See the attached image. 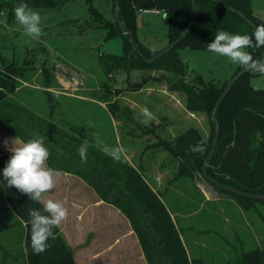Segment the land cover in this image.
Returning <instances> with one entry per match:
<instances>
[{
  "label": "rangeland",
  "instance_id": "obj_1",
  "mask_svg": "<svg viewBox=\"0 0 264 264\" xmlns=\"http://www.w3.org/2000/svg\"><path fill=\"white\" fill-rule=\"evenodd\" d=\"M88 1L70 0L54 10L28 5L42 17V35L34 40L14 16L15 7L27 1L0 0V67L7 61L17 71L11 77L16 80V89L9 94L76 139H87L100 149L103 145H123V158L144 166L148 181L177 213L186 242L199 259L194 264H237L243 252L264 249V200L251 199V204L241 207L235 201L236 194L220 190L198 172L176 180L179 160L159 144L160 139L174 141L190 127L209 137L211 121L205 114L187 110L185 95L169 89L173 75L168 71L119 70L107 75L100 56L123 54L124 38L120 34L109 36L110 31L117 30L113 0H91L97 15ZM252 6L256 15L264 17V0H252ZM146 10L137 12L140 39L161 52L169 46L168 19L163 10ZM102 19L112 22L111 27L107 28ZM181 56L190 68L186 82L201 75L206 82L223 84L239 67L208 49H183ZM45 66L48 70L43 72ZM44 73L49 75L44 78ZM50 79L54 84L48 88L46 80ZM251 81L264 88V76L259 74ZM143 107L155 117L147 125L137 119ZM97 137L101 145H97ZM15 138L0 129V149L9 157ZM6 140L9 145H5ZM133 150L132 157L129 153ZM55 173L56 185L42 200L66 203L68 216L62 225L75 234L77 250L82 251L90 244L95 225L91 216L94 206L100 204L79 177ZM97 212L106 218L105 213L109 216L115 210ZM14 214L0 210V264H27L23 257L25 227ZM112 216L114 227H123L119 215ZM103 218L100 222L106 223Z\"/></svg>",
  "mask_w": 264,
  "mask_h": 264
},
{
  "label": "trees",
  "instance_id": "obj_2",
  "mask_svg": "<svg viewBox=\"0 0 264 264\" xmlns=\"http://www.w3.org/2000/svg\"><path fill=\"white\" fill-rule=\"evenodd\" d=\"M24 1V0H22ZM27 5L49 10L59 9L70 0H26ZM90 9L97 10L91 0ZM117 30L109 36L122 35L124 52L100 56L107 75L125 70H165L173 75L169 89L185 95L187 110L205 114L211 121L209 137L203 136L196 127H190L179 134L174 141L161 138L162 145L179 160L177 178L193 176L196 172L208 180L216 179L220 190L231 192L223 186H230L244 192L264 194V88L253 89L251 79L259 75L245 71L232 86L227 96L217 107V102L230 79L223 84L206 82L201 75L193 82H186L189 66L182 59L181 50H206L208 43L221 30L230 33L252 34L253 24L264 21L254 13L252 0H113ZM144 9L163 10L168 19L169 44L180 39L193 17L196 20L179 43L167 53L151 60L159 53L139 36L137 12ZM126 23V31L121 23ZM107 28L112 22L102 19ZM254 58L264 59V47L249 49ZM16 66L4 61L0 67V129L20 140L33 136L45 137L50 150L47 165L54 171L75 175L92 187L101 200L115 206L130 221L137 234L148 264H192L180 230L172 213L160 194L144 174V166H135L127 159L113 160L97 146L90 145L86 162L82 161L78 148L83 140L63 133L52 122L20 103L9 93L14 92ZM48 70L46 66L42 71ZM49 75V74H48ZM47 75V76H48ZM44 78L45 76L44 73ZM50 88L54 82L46 80ZM215 112V117H214ZM219 126V142L211 161L206 159L213 146L216 128ZM204 141L203 152H193L192 147ZM158 145V144H157ZM9 156L0 149V210L13 211L25 224V249L29 264H76L73 248L68 243L61 227L54 229L55 239L50 247L39 255H33L30 243V209L42 211V202L32 201L15 187H7L2 170ZM215 183V182H214ZM216 184V183H215ZM237 195L244 205L257 200L251 196ZM237 264H264V249L257 247L242 253Z\"/></svg>",
  "mask_w": 264,
  "mask_h": 264
},
{
  "label": "clouds",
  "instance_id": "obj_3",
  "mask_svg": "<svg viewBox=\"0 0 264 264\" xmlns=\"http://www.w3.org/2000/svg\"><path fill=\"white\" fill-rule=\"evenodd\" d=\"M14 16L29 37L39 40L43 31L39 11L22 2L15 7ZM261 47H264V23L258 24L252 34L221 30L207 45L209 52L226 57L232 64L264 76V59L254 58L252 51H249ZM253 89L260 90L255 83ZM137 119L147 125L155 117L147 107H143ZM4 143L9 145L7 140ZM96 143L101 145L98 137ZM204 143L198 142L191 151L203 152ZM88 147L89 142L85 139L78 148L80 158L84 162L87 160ZM9 151L12 155L2 170L7 187H15L22 194L28 195L32 201L42 202L43 205L42 211L30 209L28 212L32 254L39 255L50 247L49 240L55 239L53 230L67 218L68 209L65 202L52 198L42 200L45 193L54 189L57 180L55 171L47 165L50 150L45 143V137L33 136L26 141L15 138L11 141ZM102 151L116 161L121 160L126 153L123 145H103Z\"/></svg>",
  "mask_w": 264,
  "mask_h": 264
},
{
  "label": "crops",
  "instance_id": "obj_4",
  "mask_svg": "<svg viewBox=\"0 0 264 264\" xmlns=\"http://www.w3.org/2000/svg\"><path fill=\"white\" fill-rule=\"evenodd\" d=\"M256 16L261 18L264 21V17H260L258 15ZM133 122L135 121L133 120ZM135 123L136 124L138 123L137 119ZM130 131H132V129ZM126 133H127V130H126ZM131 133H135V132L132 131ZM131 133H129L130 136H132ZM124 135H127V134H124ZM124 139L125 140L127 139L126 136H124ZM135 150L129 153V155H131L132 157L135 156ZM59 172H62V171H59ZM86 187H88L91 191H93L94 196L97 199V202L100 204V206H97V204L94 206L95 214L91 216V219L95 220V225H94L93 235L90 240L89 246L83 248L82 251L77 250V246L73 240L75 234L74 233L72 234L65 226L62 225V223L60 225L62 227L61 230L63 231V234L65 235L68 243L73 248L76 264H148V261L144 254L139 238L137 234L135 233V231L133 230L131 223L127 219V217L123 213H121V211L117 209L115 206L108 204L104 202L103 200H101L98 194L96 193V191L92 187H90L87 183H86ZM235 201L238 204H240L241 207L245 206L240 200L237 201L235 199ZM168 207L180 230L181 236L183 238V241L189 253V257L192 261V264H194L195 260H199V259H196L194 257L195 254L193 253V250L186 242L184 234L182 233L180 226L178 224V221L176 219L177 213L174 212L170 208L169 205ZM110 209L115 210L114 213L112 212V215L114 214L119 215V219H120L119 221L123 224V227H121L120 224H118L116 228L114 227L112 215L108 216L107 215L108 213H105L104 215L106 216V218H103L102 216L103 214L101 213L100 215L97 212V210H100V211L109 210L110 211ZM100 217L105 219L106 223H101L100 222L101 219H99ZM23 226L25 227L24 223H23ZM23 239H25V235ZM23 255H24L23 257L27 261L26 263L29 264L27 260L25 244L23 247Z\"/></svg>",
  "mask_w": 264,
  "mask_h": 264
},
{
  "label": "water",
  "instance_id": "obj_5",
  "mask_svg": "<svg viewBox=\"0 0 264 264\" xmlns=\"http://www.w3.org/2000/svg\"><path fill=\"white\" fill-rule=\"evenodd\" d=\"M116 2L118 3V0H116ZM197 15H198V13H196V15L193 17V19L191 20V22L189 23V25L187 26V28L185 29V31L182 33L180 39H177V40H175L174 42H172L171 44H169V46H168L165 50H163V51L157 53V54L154 56V58H152L151 60L153 61L155 58H157V57H159V56H161V55L167 53L168 51L172 50V49H173V48L179 43V41L185 36V34H186L187 31L189 30V28L193 25V23H194L195 20H196V16H197ZM253 26L256 27L257 25H256V24H253ZM126 28H127L126 23L123 21V22L121 23V29L125 32V31H126ZM245 71H247V70L243 69V70L239 71L238 73H236V74L230 79V81H229L227 87L224 89L223 93L221 94V96H220V98H219V100H218V102H217V104H216L217 107L220 105L221 101L227 96V94H228V92L230 91V89L232 88V86L235 84V82L239 79V77H240ZM213 115H214V117H215V112H214ZM218 142H219V126H217V128H216V132H215V138H214L213 146H212V148H211V150H210V152H209V155H208V157H207V159H206V161H205L206 164H208V163L211 161V159L213 158V156H214V154H215V152H216V149H217ZM211 181H212V182H215L216 184H220V183H219L216 179H214V178H211ZM223 187H224L225 189H227V190H229V191H231V192H235V193H237V194H239V195H246V196L249 195V196H251V197H253V198L264 200V194L244 192V191H242V190H239V189H236V188H233V187H230V186H225V185H224Z\"/></svg>",
  "mask_w": 264,
  "mask_h": 264
},
{
  "label": "built area",
  "instance_id": "obj_6",
  "mask_svg": "<svg viewBox=\"0 0 264 264\" xmlns=\"http://www.w3.org/2000/svg\"><path fill=\"white\" fill-rule=\"evenodd\" d=\"M142 11H149V10L144 9V10H142ZM156 11H158V10H156Z\"/></svg>",
  "mask_w": 264,
  "mask_h": 264
}]
</instances>
